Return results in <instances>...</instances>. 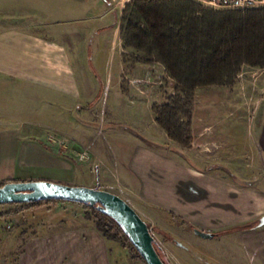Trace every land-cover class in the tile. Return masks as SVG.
<instances>
[{
    "label": "crops",
    "instance_id": "crops-1",
    "mask_svg": "<svg viewBox=\"0 0 264 264\" xmlns=\"http://www.w3.org/2000/svg\"><path fill=\"white\" fill-rule=\"evenodd\" d=\"M113 1L117 0L108 1L104 17L117 9V5L110 4ZM66 2L0 0V87H15L17 90L14 91L22 92L26 101L45 103L51 109L55 104L69 103V100L73 107H82L79 105L81 101L93 98L97 84L90 80V84L85 85L79 71L84 74L90 51L100 55L98 50L102 51L108 35L116 40L121 34L117 17L112 33L101 35L100 32L108 29H95L94 26L83 29L81 22L85 19L77 17L80 10L78 7L70 9ZM69 12H73V19H68ZM89 16V20H100L95 15ZM96 35L99 36L98 49L92 50ZM108 50V69L113 70L116 66L115 50L114 47ZM104 85L107 87L108 83ZM4 101L0 100L2 104ZM7 105H0V187L12 182L32 181L75 185L78 174H84L89 166L74 163L66 150L41 138L39 126L43 127V124L37 121L43 115L39 110L28 108L27 118L30 120L21 122L16 115V107L25 110L20 102ZM65 112L64 116L59 112L58 117L46 112V119L51 122L45 126L50 129L52 125L58 127L53 118L67 117L68 110ZM160 129L162 136L168 137ZM116 136L113 132L114 140ZM133 136L130 141L133 152L121 150L119 154H126L124 160L117 158L116 154L113 156L118 177L114 186L117 194L134 206L151 228L156 229L154 239L164 249L170 264H185L187 248L199 250L217 260L224 254L231 257L232 264H239L236 257L239 242H245L246 237L260 228V221H264V190L258 185L261 179L247 177L246 180L243 174L240 176L230 169L221 171L213 165L205 170L198 169L196 165L182 161L169 145L164 144L173 152L155 148L139 135L137 138ZM92 156L96 159L94 166L101 164L96 154ZM100 168L98 165L96 174L94 169L88 170L91 175L102 172L111 175L104 166L103 170ZM87 183L90 184L77 186L95 188L93 180ZM106 185L104 190L111 186ZM181 226L187 231L183 234L185 237L179 238L177 235L182 234L176 230ZM197 231L209 233L212 237H201ZM189 232L192 235L187 238ZM224 240L237 243L234 248L227 247L223 251L218 246ZM18 246V264H116L119 256L116 242L106 239L86 217L76 224L67 221L66 229L50 236L26 239Z\"/></svg>",
    "mask_w": 264,
    "mask_h": 264
},
{
    "label": "rangeland",
    "instance_id": "rangeland-1",
    "mask_svg": "<svg viewBox=\"0 0 264 264\" xmlns=\"http://www.w3.org/2000/svg\"><path fill=\"white\" fill-rule=\"evenodd\" d=\"M108 1L110 0H67L66 2L70 9L78 7L80 10L77 17L80 20L85 19L81 22L83 29L89 30L93 26L95 29H108L100 32L101 35L106 32L112 33L117 17L120 37L117 36L114 40L112 35H108L103 41L102 51L98 50L100 55L95 54L96 51L89 52L92 54V63L100 81L103 85L107 82V87L105 85L102 87L87 57V68L84 74L79 71V75L85 85H89L90 80L96 83L98 91L96 90L93 98H89L86 102L81 101L79 105L82 107H73L74 104L70 100L67 101L69 103L55 104L53 109L45 103H30L26 101L22 92H15L17 90L15 87H0V100H5L3 104L0 102V105L3 106L6 103L13 105L20 102L21 108L25 109L23 112L16 107L17 119L19 118L21 122L30 120L27 118L28 108L39 110L43 117L37 122L43 124V127L39 126V129L41 138L45 142L66 150V153L72 156L74 163L79 162L84 167L89 166V169H94L95 174L99 165L100 170H103L102 166H104L112 175L111 177L104 175L107 172L91 175L86 168L84 174H78L74 181L76 184L73 186H88L90 183L87 182L93 180L95 188L104 190L107 187L106 184H110L111 186H108L110 188L104 191L121 197L114 186L118 182V177L113 156L116 154L117 158L119 156L124 160L126 154H119L122 153L121 150L133 152L134 146L130 141L133 135H136V138L140 136L144 139L143 141H148L160 150L172 151L165 146L169 145L173 148L174 152H172L179 155L182 161L196 165L198 169L205 170L213 165L221 171L230 169L240 176L243 174L246 180L247 177L260 178L261 183L258 185L264 190V69L244 67L232 86L202 88L189 99L182 97L179 117L184 128L189 131L186 135L189 144L188 146L180 145L167 139L168 137L164 138L158 124H154L156 121L154 109L177 98L178 85L166 73L156 52L148 55L136 51L131 47V41L126 40L127 34H125L126 38L123 35L124 20H129L132 12V10L125 12V8L128 5L132 6L135 0L113 1L110 4L117 5V9L111 15L104 17L109 7ZM155 1L172 3L170 6L174 10L176 7H189L191 2ZM196 5L199 11L205 9L230 11L217 10L197 3ZM68 14V19L74 18L73 12ZM89 15L100 17V20H89ZM95 40L92 50L98 49V35L95 36ZM115 41L118 44H115ZM111 47L115 50L113 59L116 66L113 70L108 69L110 60L108 48ZM65 110H68L67 117L53 118L54 123L58 122V124L55 123L58 127L52 125L50 129L45 126L51 122L46 119V112L58 117L59 112L64 116ZM78 127H80L79 132H77ZM62 130L66 134H63ZM113 132L117 134L115 140L112 137ZM151 141L163 144H154ZM93 154L100 158L101 164L94 166L96 159L92 156ZM127 203L145 221L138 210L129 202ZM86 212L87 209L83 205L71 202H48L40 207L30 204L0 206V264H18V245L26 239L50 236L62 231L66 229L67 221L76 224L83 217L85 218ZM261 222L260 228L256 229L254 234L246 237L245 242H239L240 247L236 254L239 264H264V221ZM155 230L154 227L150 228L154 238L157 235ZM186 231L185 226H181V229L178 228L176 232L182 235L177 236L179 238L184 236ZM191 235L189 232L186 237L190 238ZM254 242L258 243L252 244ZM236 243L237 241L224 240L218 247L225 251L227 247L234 248ZM116 246L117 254H119L116 264H142L135 254L123 248L122 244L116 242ZM186 252H188L186 253L188 264H232L231 257H226L224 254H220V260H217L199 250L187 248Z\"/></svg>",
    "mask_w": 264,
    "mask_h": 264
},
{
    "label": "trees",
    "instance_id": "trees-1",
    "mask_svg": "<svg viewBox=\"0 0 264 264\" xmlns=\"http://www.w3.org/2000/svg\"><path fill=\"white\" fill-rule=\"evenodd\" d=\"M171 4L135 0L132 6L125 8V12H132L129 20H124L123 35L126 38L127 34L126 40L131 41V47L136 51L148 55L156 52L166 73L177 83L179 96L154 112L158 126L168 137L188 146L186 135L189 131L179 117L182 97L189 99L202 88L232 86L244 67L264 69V8L220 12L199 11L194 2H190L189 7H176L175 10ZM89 63L100 81L91 53ZM101 85L104 86L102 82ZM48 202L67 201L45 200L29 204L40 207ZM81 205L87 209L86 219L92 220L106 239L122 244L146 264L112 218L96 207ZM154 242L164 264H170L158 242Z\"/></svg>",
    "mask_w": 264,
    "mask_h": 264
},
{
    "label": "water",
    "instance_id": "water-1",
    "mask_svg": "<svg viewBox=\"0 0 264 264\" xmlns=\"http://www.w3.org/2000/svg\"><path fill=\"white\" fill-rule=\"evenodd\" d=\"M45 200L67 201L96 207L112 218L123 230L146 264H164L154 246V237L148 224L121 197L83 186H69L49 181L12 182L0 187V206L29 204ZM207 238L211 234L196 232Z\"/></svg>",
    "mask_w": 264,
    "mask_h": 264
},
{
    "label": "built area",
    "instance_id": "built-area-1",
    "mask_svg": "<svg viewBox=\"0 0 264 264\" xmlns=\"http://www.w3.org/2000/svg\"><path fill=\"white\" fill-rule=\"evenodd\" d=\"M191 1L197 4L217 10L241 11L264 8V0H181Z\"/></svg>",
    "mask_w": 264,
    "mask_h": 264
}]
</instances>
